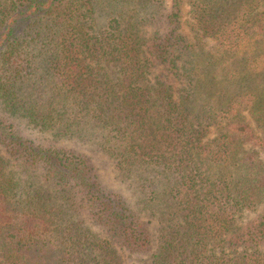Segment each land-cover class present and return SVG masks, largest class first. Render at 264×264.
Here are the masks:
<instances>
[{
  "label": "trees",
  "instance_id": "trees-1",
  "mask_svg": "<svg viewBox=\"0 0 264 264\" xmlns=\"http://www.w3.org/2000/svg\"><path fill=\"white\" fill-rule=\"evenodd\" d=\"M184 1L148 41L96 0H0L3 109L129 195L0 115L27 173L0 147V264H264V0Z\"/></svg>",
  "mask_w": 264,
  "mask_h": 264
},
{
  "label": "rangeland",
  "instance_id": "rangeland-1",
  "mask_svg": "<svg viewBox=\"0 0 264 264\" xmlns=\"http://www.w3.org/2000/svg\"><path fill=\"white\" fill-rule=\"evenodd\" d=\"M182 6L180 11L181 19H187L189 10V6L187 1L182 0ZM98 10L97 12L100 14V19L105 20V17H109L110 13L117 14L120 12H126L129 14L133 12L136 14V20L144 18V21L139 23L138 27L140 29V34L145 37L148 41L150 38L154 37L157 33L164 34L168 29V15L171 13L172 10V3L173 0H157L150 5L143 6V7H133L126 3H122V0H96ZM264 7L262 5L260 9ZM1 41V40H0ZM2 48V43L0 42V50ZM246 113V112H245ZM248 114V113H247ZM0 115L2 116L5 124H13L11 129H13L18 135L23 137L24 139H28L33 141L34 143H42V144H52L56 143L57 146H65L69 148H73L76 151L82 152L91 157L92 162L96 165L97 171L99 176L103 179V181L112 187L113 189L120 190L126 197H128V192H126L123 187V184L118 182L119 180L116 179V172L113 170L111 162L103 155H99L89 143H78V141L74 140H61L57 142H52L51 137L44 132L37 130L29 126L26 123V120L22 117H17L7 113L0 102ZM247 116V115H246ZM249 118V115L247 119ZM251 123L256 125L254 120H249ZM264 137V134L262 135ZM1 150L5 153L6 157H9L11 165L8 168H13L14 170L20 172L22 177H26L27 173L23 170V166L20 165L18 160L13 159L12 157L8 156L0 144ZM257 145H255V148ZM256 150L260 151V156L264 159L263 151L257 147ZM35 173V172H32ZM39 176V175H38ZM42 180V178H41ZM252 213H248V217L251 216ZM250 215V216H249ZM87 224L88 222L85 221ZM93 230L96 228L93 226L91 227ZM149 253H142V254H131L128 255L126 252L123 255V264H140L143 260L148 258Z\"/></svg>",
  "mask_w": 264,
  "mask_h": 264
}]
</instances>
